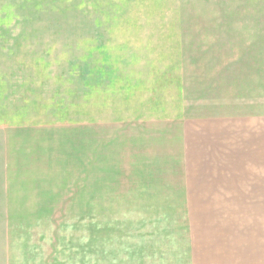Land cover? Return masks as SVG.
I'll return each mask as SVG.
<instances>
[{
	"label": "rangeland",
	"instance_id": "374dc122",
	"mask_svg": "<svg viewBox=\"0 0 264 264\" xmlns=\"http://www.w3.org/2000/svg\"><path fill=\"white\" fill-rule=\"evenodd\" d=\"M255 115L264 0H0V264H217L224 227L252 233L230 263L264 264ZM195 116L226 122L204 186L179 144L154 155L152 122Z\"/></svg>",
	"mask_w": 264,
	"mask_h": 264
},
{
	"label": "crops",
	"instance_id": "0c3cea01",
	"mask_svg": "<svg viewBox=\"0 0 264 264\" xmlns=\"http://www.w3.org/2000/svg\"><path fill=\"white\" fill-rule=\"evenodd\" d=\"M170 4L172 5H184L185 3L182 1H174V2H170ZM180 21H184L183 19H180ZM223 79V78H222ZM193 118V119H192ZM241 119L240 122L234 123L237 126H241L242 125V119H244V117H239ZM257 118L255 119V121H252L251 125L255 126L257 129L255 130V142L257 144H255L254 146H252L251 148H248L247 150H252L253 153H248L249 158L253 159V160H257V161H253L254 163L258 164L259 161V157H261L264 160V156H259V150L264 151V144H258L259 141H261V139L264 138V130L261 129L260 125L262 124V120H264L263 116H257L255 115L253 117ZM263 118V119H262ZM236 117H233V120L236 122ZM259 119H261V121H259ZM152 124H154V128L158 130V127L160 128L161 126H163L164 128L168 129L167 131L165 130L166 133H168L167 139L162 141V143H166L169 145V148L167 149H159L157 150L159 152V154L156 153V146L154 147V155L156 156V158H160V157H164L166 156H171L174 158L176 157L178 159V144L180 145V149H182V158H184V162L182 164V166L184 167L183 172H185L187 174L186 176V182L188 184H191V186L193 184H202L204 186V184L209 183L210 181H212L213 179L211 177H206V174L204 173V170L206 167H209V161H208V153H206V147L205 144L207 143L206 140L207 137L206 135L209 134V131H211L212 133H217V132H221V131H226V122H225V118L224 117H213V118H209L207 116H195V117H191L188 120L184 121L182 123V125H180L177 120L170 122L169 124L166 123V121H156V122H152ZM214 130V131H212ZM180 131V132H179ZM249 131V130H248ZM155 135H158L157 131H155ZM179 137L181 138V142H179ZM218 139V137H217ZM140 141V139H139ZM158 141H155V145ZM179 142V143H178ZM227 148H232V154L233 156L238 155L239 154L236 151L238 149H240L241 147L234 144V145H227ZM163 148V146H162ZM140 149V148H139ZM177 149V153H175V150ZM226 149V148H225ZM164 152V153H163ZM168 154V155H167ZM215 156H218L217 154ZM170 158V157H169ZM177 161V160H176ZM170 163V162H169ZM169 163H164L162 165V163L160 162H156L154 159V163H153V167L157 168V166H169ZM174 164V163H173ZM233 164V163H232ZM234 165V164H233ZM264 165V163H263ZM175 167V166H174ZM174 172H179V170L177 171V162H176V169L174 170ZM232 172V170L229 168L228 169V173L230 174ZM219 176H223V172H219L218 173ZM226 175V172H225ZM227 177V176H226ZM223 178L220 177L219 181L221 180H227L228 178ZM231 180V179H230ZM4 182L7 181H12V179L10 177L8 178H4L3 180ZM215 181V180H213ZM229 181V179H228ZM195 192H199V190H197V188H192ZM192 189L190 190V192H192ZM193 195V194H191ZM220 227H203L201 228L202 230L205 229H219ZM224 230H228L231 229L234 232H230V234H232L235 237H230V238H223V239H218L217 241L219 242V246H215L213 247V249H211V251L213 253H218V254H222L224 260H222V262H219L217 264H233L229 262V257L234 258V254L236 251L241 250V247H237L236 243H241L242 240L245 241L247 239H251V232H243L242 231V227L239 228H228V227H224L222 228ZM220 230V235L222 236V234H224L221 230ZM245 229V228H244ZM246 229H250V228H246ZM226 235L224 234L225 237ZM212 240H216V239H212ZM239 248V249H238ZM242 252V250H241ZM248 254V253H247ZM231 260V259H230ZM248 261V263H247ZM218 262V261H217ZM246 264H252L251 263V259L250 256L246 258Z\"/></svg>",
	"mask_w": 264,
	"mask_h": 264
}]
</instances>
